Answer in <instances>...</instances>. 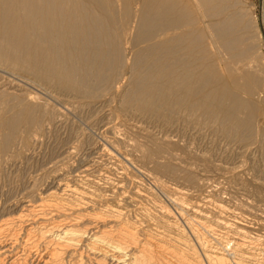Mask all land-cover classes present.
<instances>
[{"label": "rangeland", "instance_id": "374dc122", "mask_svg": "<svg viewBox=\"0 0 264 264\" xmlns=\"http://www.w3.org/2000/svg\"><path fill=\"white\" fill-rule=\"evenodd\" d=\"M182 1L196 26L207 30L198 0ZM219 1L227 4L229 19L242 21L240 33L251 45L248 60L239 66L258 72L264 83V0ZM132 24L133 19L126 28L129 39L134 37ZM211 34L206 31L211 55L222 73L234 72L236 60L229 59ZM236 77L244 82L243 73ZM124 81L116 89L113 84L104 97L86 103L59 96L29 76L0 66V96L11 103L35 105L41 116L28 141L20 130L11 147L0 153V220L18 214L22 205H35L48 192L59 193L63 184L76 185L79 191L62 195L63 202L79 204L77 213L86 220L90 217L88 226L101 228L111 240L115 237L114 242L129 246L120 263L110 257L101 259L80 241L75 255L65 256L62 264L99 260L98 264H129L133 250L149 259L142 264H212L213 255L229 257L230 262L238 257L243 264H264L262 135H227L215 126L198 127L186 121L158 123L122 110L119 100L128 77ZM145 145H160L162 150L145 158ZM187 174L194 177L192 184ZM83 193L91 194L88 204ZM57 201L62 203L58 197H48L46 204L55 209L52 203ZM98 215L108 224L103 226ZM127 229L133 234L130 238L122 236Z\"/></svg>", "mask_w": 264, "mask_h": 264}, {"label": "bare ground", "instance_id": "6f19581e", "mask_svg": "<svg viewBox=\"0 0 264 264\" xmlns=\"http://www.w3.org/2000/svg\"><path fill=\"white\" fill-rule=\"evenodd\" d=\"M198 2L207 30L197 27L182 0H0V66L29 76L59 96L86 103L104 97L113 84L118 88L128 77L119 100L122 110L158 123L186 121L198 127L215 126L227 135L257 132L264 138L263 78L239 66L248 60L251 49L248 38L240 33L242 21L228 18L226 3ZM131 19L133 39L126 37ZM209 30L229 59L236 60L234 72L222 73L216 56L211 55V43L206 40ZM239 72L243 83L236 77ZM5 98L0 96V153L11 147L20 130L26 142L31 129L41 124L35 105ZM160 148L146 146L145 158L158 154ZM186 179L194 182L191 174ZM78 191L76 185L63 184L59 193L48 192L35 205H22L18 214L1 219L0 264H62L65 256L75 255L80 241L101 259L123 263L129 245L125 248L122 241L111 240L109 232L88 226L90 217L78 215L79 204L63 202L62 195ZM90 195H81L85 204L91 201ZM48 197H58L62 203H52L55 209H50ZM101 217L96 219L104 226L108 219ZM131 235L128 229L122 234ZM130 258L129 264L149 260L140 250H133ZM228 258L213 255L212 264L244 263L238 257L231 262Z\"/></svg>", "mask_w": 264, "mask_h": 264}]
</instances>
